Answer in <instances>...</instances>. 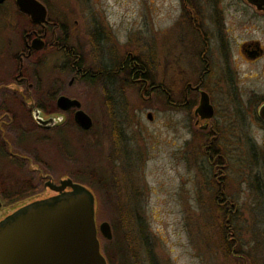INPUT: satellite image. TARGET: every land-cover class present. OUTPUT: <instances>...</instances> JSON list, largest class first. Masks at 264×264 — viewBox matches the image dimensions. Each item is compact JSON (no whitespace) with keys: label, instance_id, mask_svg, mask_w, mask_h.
<instances>
[{"label":"flooded vegetation","instance_id":"1","mask_svg":"<svg viewBox=\"0 0 264 264\" xmlns=\"http://www.w3.org/2000/svg\"><path fill=\"white\" fill-rule=\"evenodd\" d=\"M39 1L45 9L42 16L22 10L17 0H0V155L6 157L0 163V218L23 200L46 190L48 182L57 183L64 176L84 182L78 178L80 167L73 170L76 177L73 171L56 172L54 163L36 148V139L51 140L54 132L68 126L79 133L90 129L94 120L84 108V98L89 93L97 95L106 91L107 101L115 103L124 100L127 94L117 93L113 87L125 91L135 85L142 99L153 102L147 107L153 108L154 104L160 112L164 104L174 111L182 104L190 107L192 126L204 132L203 151L213 166L215 182L220 184L215 201L226 214L225 236L234 241L230 218L237 213L239 205L225 196L222 189L229 165L222 150L244 144L264 150V109H261L264 104V0H179L183 11L179 19L186 15L190 32L185 47L192 53L188 59L192 65L180 64L182 38L178 35L174 57L169 60L178 98L164 87L161 69L166 61H161L157 53L155 67V62L146 61L147 56L138 52L145 44L146 50L152 46L139 40L143 31L133 43L128 35L120 41L114 38L115 29L106 16L104 22L102 16L84 13L87 21L75 18V26L69 23L70 15L63 4ZM166 30L163 26L156 30L162 38L159 45ZM183 40L186 42L185 36ZM140 43L143 45L138 47ZM156 68L160 72L154 74ZM202 91L207 93L213 107L209 117H201L197 111ZM214 92L223 103L220 116ZM61 95L78 100L80 105L60 107ZM226 99L234 101L236 106L228 109L224 106ZM79 108L92 120L88 128L81 127L74 119ZM36 112L51 120L40 123ZM227 114L232 117L229 122L224 119ZM145 116L155 123L157 117L151 109ZM252 126L263 131L261 141H257ZM113 132V158H116L115 147L121 145L126 164H139L140 157H135V151L129 146L133 139L126 135L123 126L114 128ZM26 135H30V141H24ZM60 147L57 148L61 159H68Z\"/></svg>","mask_w":264,"mask_h":264},{"label":"rangeland","instance_id":"2","mask_svg":"<svg viewBox=\"0 0 264 264\" xmlns=\"http://www.w3.org/2000/svg\"><path fill=\"white\" fill-rule=\"evenodd\" d=\"M52 2L64 5L72 25L76 24L73 23L75 18L87 21L84 13H93L97 18L102 16L104 22L106 16L115 29L113 37L120 41L128 35L133 43L136 35L143 31L139 40L152 46L146 50V44H137L142 46L138 52L154 64L158 62L157 53L161 61H166L161 69L164 87L178 98L179 92L172 80L174 72L169 65L177 48L175 37L178 35L182 38L180 64L192 65L188 61L192 53L185 47L190 32L186 15L179 19L183 13L179 0ZM160 26L167 32L159 45ZM42 71L46 77V70ZM157 72L160 69H154V74ZM153 79L157 81L155 76ZM112 90L127 97L112 103L107 101L106 91H103L97 95L89 93L84 98V108L94 120L90 129L79 133L71 126L64 127L54 132L51 140L36 139V148L54 163L56 172H71L80 167L77 177L99 194L97 222L108 220L111 225L114 221V228L111 225L113 241L124 244L119 250L124 260L120 256L116 261L117 251L114 254L117 264H264V150L245 147V144L222 150L229 163L222 189L225 196L239 205L237 213L230 218L235 240H227L226 214L215 201L220 184L215 182L213 166L203 151L204 132L192 126L190 107L182 104L177 112L164 104L160 112L154 104L153 108L147 107L153 102L142 99L135 85L125 91L114 87ZM214 95L220 116L223 103L217 93ZM234 104L230 99L224 101L228 109L235 107ZM148 109L156 115L155 123L146 118ZM224 119L229 122L232 117L227 114ZM120 126L133 139L129 146L135 151V157H140L139 164H126L121 145L115 147L116 158H113V130ZM252 127L257 141H261L263 131ZM29 137L26 135L24 141H30ZM245 140L242 139L244 143ZM57 145H61L68 159H61ZM5 159L0 155V163ZM73 174L76 177L74 171ZM139 223L143 225V238L139 234ZM99 236L105 241L100 233Z\"/></svg>","mask_w":264,"mask_h":264},{"label":"water","instance_id":"3","mask_svg":"<svg viewBox=\"0 0 264 264\" xmlns=\"http://www.w3.org/2000/svg\"><path fill=\"white\" fill-rule=\"evenodd\" d=\"M17 2L32 15L45 13L39 0ZM58 104L62 108L80 105L65 95L59 96ZM197 111L201 117L212 114L213 107L204 91ZM35 116L42 124L51 120L38 112ZM74 119L83 128L92 122L81 108L75 111ZM46 186V190L23 200L0 218V264H109L99 233L111 238V225L108 220L97 222L93 189L68 176Z\"/></svg>","mask_w":264,"mask_h":264},{"label":"trees","instance_id":"4","mask_svg":"<svg viewBox=\"0 0 264 264\" xmlns=\"http://www.w3.org/2000/svg\"><path fill=\"white\" fill-rule=\"evenodd\" d=\"M95 195H96V199L98 200V202H100L99 201V194H97L95 192ZM97 205H98V203H97ZM110 220H111V222L113 221L111 216H110ZM111 225L114 228V226H113L114 225V221L111 223ZM142 228H143V225L142 224L140 225V223H139V228H138L139 234L143 238V230H142ZM129 237H130V235H129ZM103 238H105V237H103ZM113 239H115V237H114V234L112 233V237L111 238H105V241H101V248H102V250H103V252H104L109 264H117L116 261L119 259L120 256H122V255H120L121 253H119V250L124 248V246H123L124 244L123 243L121 245L117 241L116 242H115V240L113 241ZM141 239H140V241H141ZM100 240H102V239L100 238ZM141 243H143V242H141ZM128 244H129V241H128ZM116 251H117V255H116V261H115L114 254H115ZM149 251H150V249H148L147 254L149 253ZM147 254H145V255H147ZM122 260H124V255L122 256Z\"/></svg>","mask_w":264,"mask_h":264}]
</instances>
